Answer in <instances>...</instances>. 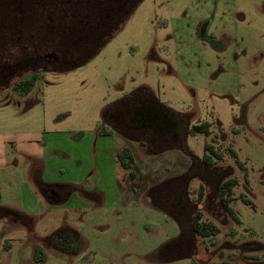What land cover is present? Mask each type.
I'll return each mask as SVG.
<instances>
[{
  "label": "rangeland",
  "instance_id": "rangeland-1",
  "mask_svg": "<svg viewBox=\"0 0 264 264\" xmlns=\"http://www.w3.org/2000/svg\"><path fill=\"white\" fill-rule=\"evenodd\" d=\"M142 87L179 120V139L145 147L99 133L104 109ZM205 123L209 135L188 133ZM30 133L42 136L46 179L82 185L91 198L74 192L54 206L26 198L31 161L15 146ZM205 143L222 153L213 168L201 161ZM0 144L8 166L0 204L39 213L32 238L24 226L0 221V264H264V0H138L88 61L41 72L27 93L0 92ZM225 176L237 181L231 207L239 223L217 196ZM165 184L182 189L193 217L200 212L219 228L196 238L190 257L163 249L179 234L153 200ZM59 231L77 245H46ZM33 243L44 262L34 263Z\"/></svg>",
  "mask_w": 264,
  "mask_h": 264
},
{
  "label": "flooded vegetation",
  "instance_id": "flooded-vegetation-1",
  "mask_svg": "<svg viewBox=\"0 0 264 264\" xmlns=\"http://www.w3.org/2000/svg\"><path fill=\"white\" fill-rule=\"evenodd\" d=\"M80 4L79 0H0V92L16 90L20 82L33 76L38 78L43 71L60 70L69 62L72 53L63 48L62 43L67 41L62 40V34L75 29L74 14ZM103 13L111 20L115 10L107 7ZM124 99L117 106L107 108L105 113V122L117 133L134 142L145 143V147L179 139L182 129L179 120L174 119V114L161 106L150 92H132ZM43 187H53L50 190L58 197L62 194L60 185L44 184ZM179 191L182 189L165 184L153 195L154 203H160V209L179 226L177 238L163 246V249L169 247L168 251L178 257L188 256L193 251L192 243L201 238L193 231L195 216L191 214L188 201L179 199ZM65 234V231L56 232L44 242L60 250L75 247L76 238Z\"/></svg>",
  "mask_w": 264,
  "mask_h": 264
},
{
  "label": "trees",
  "instance_id": "trees-1",
  "mask_svg": "<svg viewBox=\"0 0 264 264\" xmlns=\"http://www.w3.org/2000/svg\"><path fill=\"white\" fill-rule=\"evenodd\" d=\"M79 1L81 2V4L79 7L76 8L77 11L74 14V20H73V25L75 29L70 32H65V34H62L63 35L62 40L67 41V43H62V44L64 46L63 48H65L67 52H71L72 55L79 52H81V54L78 56H74L75 58L70 59L69 64L67 62L64 65H62L61 69L66 68L67 65L73 66L74 64L75 65L83 64L86 61H88L92 56H94L96 53H98V51L104 46V44L108 42L109 39L118 31L120 26L123 24V22L126 20L128 15L130 14V12L133 10V8L138 2V0H79ZM107 7L114 8L115 10V14L114 16H111L112 17L111 20H109L110 16L105 17L103 13L104 8ZM68 34L70 37L66 36ZM77 40L80 41L77 42ZM70 42L72 43L70 44ZM36 79L37 77L33 76L30 79L20 82L19 84H17L16 90H18L21 94L27 93L34 85ZM142 91L150 92L145 87L136 89L134 92H142ZM106 110L104 109V111L102 112L103 120H105ZM209 127L210 125L207 123L192 125L189 128L188 133L191 135H196V134L209 135L210 134ZM99 133H101L102 135H110L112 131L108 129L106 125L103 124L99 130ZM203 149H204V153L201 158V161L205 167L213 168L217 161H221L222 153L221 151L217 150L213 145L205 143ZM229 151L231 156L235 158L237 164L242 169H245L244 163H242L237 159L236 157L237 155L234 149L230 148ZM120 157H121L120 155H117L118 159H121ZM129 162H131V158L129 159ZM227 176H225L218 184L217 196L219 198V202L221 204L222 211L224 212V214L228 216L230 219H232L234 222L239 223L240 222L239 218L235 214L233 208L231 207V202L234 199V197H231V193L237 181L235 178L227 177ZM65 187L68 189V194L70 192H73L74 190V187L71 186H65ZM202 195H203V186L200 185L197 196L198 201H201ZM243 201L247 204L251 203L249 199H243ZM14 220H16V222H20L25 225H28L30 218H28L24 214L17 213L16 216L14 217ZM193 231L197 236L201 238H208L217 235L219 233V228L217 227V225L213 223H207L205 221H202L201 214L200 212H198L195 214L194 217ZM45 260H46V255L44 253V250L40 246H36L34 248V253H33L34 263H41L44 262Z\"/></svg>",
  "mask_w": 264,
  "mask_h": 264
},
{
  "label": "crops",
  "instance_id": "crops-1",
  "mask_svg": "<svg viewBox=\"0 0 264 264\" xmlns=\"http://www.w3.org/2000/svg\"><path fill=\"white\" fill-rule=\"evenodd\" d=\"M102 122L104 125L108 127L112 131L110 135H104V136H111L114 133H117L109 124L105 122V120L102 119ZM121 135V134H120ZM122 136V135H121ZM8 137H11V135H8ZM8 142H9V138ZM123 137V136H122ZM12 138V137H11ZM42 138L40 133L36 134H24L21 136H18V140L16 142V151L17 152H24L26 155H29V160L31 161V166L27 168L26 170V177L28 180H30L31 184L33 187H28L30 192L29 195L26 198H32L34 203H41V200H44L50 205H60L64 202H66L68 199H70L71 196H73L74 192L80 193V198H91L90 194L92 191L87 190L85 187H82V185L77 186L75 184H71L68 182H52L50 180L46 179V169L44 168V164L46 163L45 160V147L44 145L40 146L37 142L36 139ZM5 139V138H4ZM6 140V139H5ZM2 144L4 143L3 138L1 139ZM14 145V144H13ZM3 145L0 144V156H3V162L2 164L0 163V180L3 178L4 179V174L7 171L8 166H5L4 164V158H6V154L4 153L3 150ZM5 171V172H4ZM7 173V172H6ZM9 178H7L8 180ZM75 183V182H74ZM43 184H50V185H60L62 187V194L60 197L54 195V190H52L53 187H42ZM63 186H71L74 187L73 192H70L68 194V189ZM25 192L27 191L26 188ZM51 189V190H50ZM90 189L94 190V187H91ZM31 190H33V193H31ZM96 192V189L94 190ZM98 192V191H97ZM93 193V192H92ZM86 194V195H85ZM28 195V194H26ZM32 195V196H31ZM93 197V196H92ZM25 198V199H26ZM15 206H10V205H1L0 204V221H3L5 223H10L12 226H24L30 233L31 238L34 235L33 232V222L34 218L38 217L39 213H37L36 210H21L14 208ZM17 213H21L26 215L28 218H30L29 224L25 225L20 222H16L14 220V217L16 216ZM37 244L33 243V250Z\"/></svg>",
  "mask_w": 264,
  "mask_h": 264
}]
</instances>
